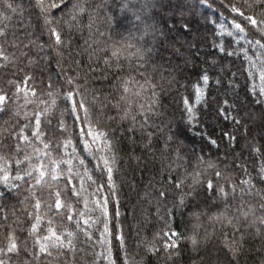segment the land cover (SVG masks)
Instances as JSON below:
<instances>
[{
	"label": "snow or ice",
	"instance_id": "6c2138e0",
	"mask_svg": "<svg viewBox=\"0 0 264 264\" xmlns=\"http://www.w3.org/2000/svg\"><path fill=\"white\" fill-rule=\"evenodd\" d=\"M201 2L212 7L208 0ZM212 2L215 3V0ZM151 6H158L162 12H170L173 16L179 14L183 22L171 43L173 46L180 45L176 51L183 49L188 52L183 56L185 66L192 63L195 60L192 50L198 49L199 37L183 17L186 6L182 0H177L175 4L172 0H155ZM34 7L40 9L35 30L31 21L24 19L22 9L16 16L17 22L12 25L10 22L13 17L9 13H17V7L12 0H0V60L3 61L0 63V71L8 70L10 65L16 69L12 73L16 78H5L2 81L4 87H0V117H7L0 122V185L4 189L0 191V218L4 221L8 219L7 202L12 198L13 190L18 191L20 187L16 181L28 183L29 195L34 201L33 212L27 213L32 219L27 221L29 227L26 229L28 236L33 238L32 250L29 251L25 242L27 237L25 241H21L15 228L9 225L5 229L6 244L0 247V254H13L18 264H32L36 257L41 256L49 264H95L94 258L99 254L93 251V258H89L85 251L86 244L95 235L89 230L90 218L83 219L81 224L83 214L78 212L81 203L87 208L91 202L100 212L96 222L103 224L101 242L107 245L108 252L103 259L108 264H144V256L134 262V254L129 252L122 226L109 227L110 200L109 196L103 194L107 187L109 195H116L113 165L116 163L117 146L124 139L141 147L143 152L151 153L150 162L154 165L157 160L160 161L157 172L160 180L156 181L153 177L150 186L155 187L159 183V187L155 189L158 202H167L171 198L172 208H165L162 217L167 231L162 228L153 234L151 240H142L137 245V248L142 246L145 255L163 252L166 260L171 261L179 255L178 241H184L195 253L191 264H225V260L228 264H238V258L244 253L250 240L261 246L255 251L259 252L264 248V166L255 176L244 168L239 180L233 179L228 169L220 167L222 161L205 159L195 152H185L173 135L164 134L162 122L161 126H156V119L161 113L156 91L160 85L155 80H165L161 75L163 68L153 63L151 70L154 75L145 76L141 69L148 63L145 54L150 53L151 48L141 47L136 48L135 52H129L128 49L135 45L123 40L109 44L111 36L101 39L105 34L96 27L99 16L91 15L90 11L96 12L104 8L103 0L95 7L88 0H35ZM133 7H130V0H124L121 4L125 11H131ZM220 7L232 16L231 28L235 31H229L228 35L234 36L237 44L243 40L250 46L259 48L261 56H264V0H220ZM53 9L60 11L62 15L55 16ZM85 15H88L87 25L83 24ZM136 19L139 20L140 16H136ZM108 20L111 22L112 17L109 16ZM219 27L224 28L223 25ZM85 29L89 33L88 38L83 40V45L74 48V33ZM149 34H153L154 39L161 35L153 25L146 24L141 39ZM45 36L47 38L42 39ZM240 51L247 56V49L241 47ZM133 57L137 61L135 64L132 63ZM42 60H47L49 64L55 60L62 75L57 74L55 80L49 76L46 84L42 79L37 81L33 69ZM65 64L67 71L64 70ZM211 66H214V62L210 63ZM250 68H255L254 62H250ZM18 73L22 75L18 76ZM247 75L255 78L252 71H248ZM209 79L207 71L199 77L205 84ZM259 79L262 87L258 93L253 87L252 92L264 97V62L260 64ZM166 83L169 87L172 84L180 86L171 69ZM37 85L41 86V94L47 100H37ZM148 92L150 102L146 106L140 99ZM29 93L32 94L31 99ZM22 94L23 105L18 103ZM201 95L202 89L195 87L197 103L200 102ZM58 100L61 103H57ZM37 102L45 106L34 110L29 116L24 109L28 104ZM182 103L188 114L187 119L193 120L198 109L192 106V94L182 97ZM228 103L227 99L223 101V104ZM259 103L264 104V99ZM57 110L59 115H56ZM217 113L230 119L237 128L240 127L241 121L237 118L239 112L233 116L230 115L229 108L221 106L217 108ZM65 114L72 118V135L76 141L70 158H64L72 144V140L65 135L69 128ZM21 116L23 120L20 119ZM260 119L264 121V110L260 113ZM223 136L227 139L228 152H231L236 146L237 138L228 132L223 133ZM154 138L163 139L160 148L154 149ZM211 143L216 144V141L212 140ZM34 144H40L43 148L33 147ZM246 147L250 153L264 157V143L257 147L254 142L248 141ZM27 148H31L32 152L28 153ZM61 149H64L63 154ZM243 151L241 148V156ZM228 152L225 153L226 156ZM54 153L60 158H54ZM136 159L139 161L141 157ZM232 166L240 167L236 164V158L233 159ZM86 183L92 189L88 195H96L97 199L89 201L84 195L87 191ZM45 186L48 189L47 199L43 198V193L38 195L36 192L37 187ZM237 198L239 202L235 211L229 214L228 205ZM201 203L210 204L217 209L224 206L222 210L208 216L209 220L221 223L218 235L215 230L211 234L207 230L203 235L200 234L199 218L205 213L191 211V206L199 208ZM42 206L51 214L46 235L41 234L43 229L39 223L42 219L39 209ZM184 211H189L196 221L187 235L174 231L169 224V218L174 223L176 214L183 216ZM12 214L15 215V212ZM119 215L117 211L115 216ZM55 217H60L62 221H75V229L82 232L85 238L79 247L73 241V232L65 234V231L55 227ZM21 223L17 218L16 224ZM225 224L231 229L230 233L223 230ZM21 231L24 229L21 228ZM113 240L117 245L114 255ZM0 264H5L4 259H0ZM9 264H12V257H9Z\"/></svg>",
	"mask_w": 264,
	"mask_h": 264
},
{
	"label": "trees",
	"instance_id": "16d2710c",
	"mask_svg": "<svg viewBox=\"0 0 264 264\" xmlns=\"http://www.w3.org/2000/svg\"><path fill=\"white\" fill-rule=\"evenodd\" d=\"M12 2L17 7V13H9L13 17L10 23L14 25L17 22L16 16L19 14L20 9H22L24 19L26 21L30 20L33 30H35L40 12L39 8L34 7L35 0H12ZM100 2L101 0H88V3L92 4L93 7ZM103 2L104 8L96 12L90 11L91 15L99 16L96 27H99L105 34L101 39H107L108 36H111V40H108L109 44L113 41L123 40L125 43L135 45L134 48L128 49L129 52H135L136 48L141 47L144 49L151 48V52L145 54L148 63L141 69V71L145 72V76L154 75L151 70L153 63H157L163 68L161 75L165 77V80H159L158 78L155 80L160 85L156 91L158 93L159 111L161 113L156 119V126H161L162 122L164 134L173 135L185 152H195L197 155H203L205 159L222 161L220 167L228 169L233 179L239 180L243 175L244 168L247 169L249 174L255 176L256 172L264 166V157L250 153L246 147V143L252 141L257 147L261 143H264V121L260 119V113L264 110V104L259 103L264 97H260L252 92L253 87H255L257 93L262 87L261 80L259 79V68L260 64L264 62V56H261L259 48L250 46L243 40L237 44L235 37L228 35L229 31H235L231 28L232 16L220 7V0H215V3L212 0H208V3L212 4V7H208L201 0H191L190 4L186 0H182V3L186 6L183 9V17L190 23L194 34L199 37L198 49L192 50L195 60L187 66L183 63V56L187 55L188 52L183 49L176 51V49L180 48V45L176 44L173 46L171 43L177 35V29H179L180 24L183 22L180 20L179 14L173 16L170 12H162L158 6L154 11H151V5L154 4V0H132L130 7L134 6L131 10L133 13L121 8L124 0H103ZM176 2L177 0H172L173 4ZM119 10L121 13L123 12L122 17H118ZM142 10L148 11L149 16L146 18L142 17V14H140ZM64 11H67V9ZM53 13L57 17L62 15L60 11L55 9H53ZM109 16L112 17L111 22L108 20ZM136 16H140V19L136 20L135 27L133 29L124 28L125 19L133 20L132 17L136 19ZM201 20L202 22L200 23ZM87 23L88 15H85L83 24L87 25ZM146 24L153 25L161 35L154 39L153 34H149L141 39V33L144 31ZM220 25H223L224 28L219 27ZM93 32H95V28ZM88 35L87 29L83 32H75L72 37L73 47L83 45V40L87 39ZM46 38L45 36L42 39ZM241 47L248 50L247 56H245L244 52L240 51ZM220 48H223V51H220ZM77 58L79 59V57ZM213 62L214 66L210 67V63ZM250 62L255 63V68H250ZM0 63H3V61L0 60ZM132 63H137L135 57L132 58ZM170 69L172 70V75L179 80L180 86L172 84L169 87L166 83ZM64 70L67 71V64L64 65ZM15 71L16 69L11 65L8 70L0 71V87H4L2 81L5 78H16L12 76V73ZM33 71L36 80L42 79L45 84L49 76L55 80L57 74L62 75L61 69L55 64V60L51 64L47 60H42L40 65L34 68ZM205 71L210 76L207 84L199 80V77ZM248 71L254 72L255 78L249 77L247 75ZM17 75L22 74L18 73ZM137 79L143 83L140 77H137ZM197 86L202 89L199 103L196 102L197 98L195 96V87ZM21 87H25V85H21ZM37 88V100H47L48 98L41 94V86L37 85ZM189 94H192V106L198 109L195 112L194 119L191 121L187 119L188 114L182 103V97H187ZM29 98H32L31 93H29ZM225 99L228 100V104H223ZM61 100H58L57 103H61ZM140 102L147 106L150 102V92L141 98ZM18 103L23 105V94ZM44 106V104L38 102L30 103L24 111L28 112L29 116H31L34 110L43 108ZM221 106L229 108L230 115L235 116L239 112L240 115L237 117L241 121L239 128L230 119H225L222 114L217 113V108ZM56 115H59V110L56 111ZM64 118L69 126L68 132L65 135L72 140V144L69 145L67 155L64 158H70L72 146L76 141L72 135V118L67 114H65ZM3 119H7V117H0V122ZM20 119L23 120V116ZM225 132L231 133L237 138L236 146L231 152H228L226 147L227 139L223 136ZM212 140H215L216 144H212ZM162 144V138H154V149L160 148ZM33 147L43 148L40 144H34ZM241 148L244 149L242 156L240 155ZM26 151L31 153L32 149L27 148ZM226 152H228L227 156L225 155ZM61 153H64V149H61ZM53 155L54 158H60L55 153ZM136 157H141V159L138 161ZM234 158H236V164L240 167L233 168L232 162ZM151 160V153L143 152L141 147L132 144L127 139H124L117 146L116 163L113 165L115 170L114 191L116 195H109L110 190L107 187L103 192L105 196H109L110 200L108 205L109 227L112 228L114 225L122 226L127 238L129 252L134 254V262L139 261L140 257L144 256V264H191L192 259L195 258V253L192 251L191 246L184 241H178L180 244L179 255L171 261L166 260L163 252L157 255H145L142 246L137 248L140 241L145 239L151 240L154 233L164 228L162 217L164 216L165 208H172L171 198L167 202H158L155 196V189L159 187V183H156L155 187L150 186V181L153 180V177H155L156 181L160 180V176L157 175L160 161L157 160L154 165L150 162ZM73 163H76V161L73 160ZM62 167L66 168L67 166L62 165ZM16 183L20 187L18 191L13 190L14 194L7 202L9 205L8 219L4 221L0 218V247L6 244L5 229L11 225L15 228L21 241H25L27 237L25 242L29 247V251H31L33 238L28 236L26 229L29 227L27 221L32 219V217L27 216V213L33 212L32 205L34 201L29 195L28 183H24L23 181H16ZM85 188L87 191L84 195L88 197L89 201L97 199L96 195H88L92 192V189L88 188L87 183L85 184ZM3 190V185H0V191ZM36 192L38 195L43 193V198L47 199L48 189L46 186L44 188L37 187ZM245 199H248V197H245ZM238 202L239 198L228 205L229 214L235 211ZM223 207L221 205V208L217 209L211 207L210 204L206 205L204 203H201L199 208L191 206V211L205 213L199 218V231L201 235L204 234L205 230L210 234L215 230L216 234H219L222 228L221 223L209 220L208 216L222 210ZM13 211L15 215L12 214ZM117 211L120 214L119 217L115 216ZM78 212L83 214V218L80 221L81 224H83V219L90 218L89 230L95 234L93 240L88 242L85 247L89 258H93L92 252L94 251L96 254H99L94 258L95 264H108V261L103 259V256L108 255L107 245L101 242L103 238L100 236L103 224L96 222L100 217V212L95 209L91 202H89L87 208L81 203ZM39 215L42 217L39 222L41 229H43L41 234L46 235V228L48 227V220L51 214L47 208L42 206L39 209ZM17 218L22 222L21 225L16 224ZM54 223L55 227L60 231H65V234L73 232V241L78 247L80 246V242L84 241L83 233L75 229V221H62L60 217H55ZM195 223L196 221L189 211H184L183 216L177 213L174 223L169 218V224L173 230L182 232L185 235L190 234L191 226ZM21 228L24 231H21ZM164 230L167 231V228H164ZM223 230L231 232V229L226 224ZM212 238L215 240V235ZM23 246L24 244L22 243L21 247ZM116 247V242L113 240V255L115 254ZM260 247L259 243L250 240L246 245L244 253L239 256L238 264H261L264 261V248L259 252L255 251L256 248ZM78 255H82V253H78ZM9 257H12V264H18V260L13 254L9 253L7 256L0 254V259H4L5 264H9ZM32 264H49V262L41 256L36 257L32 261ZM225 264H228L227 260H225Z\"/></svg>",
	"mask_w": 264,
	"mask_h": 264
},
{
	"label": "rangeland",
	"instance_id": "374dc122",
	"mask_svg": "<svg viewBox=\"0 0 264 264\" xmlns=\"http://www.w3.org/2000/svg\"><path fill=\"white\" fill-rule=\"evenodd\" d=\"M155 1V0H154ZM130 2H132V0H130ZM186 2L187 3H189L190 4V2H191V0H186ZM143 3V2H142ZM156 9V7H152L151 6V11H154ZM191 11V10H190ZM131 13H133V11H130ZM118 13V12H117ZM122 14H123V12L121 13V11L119 10V14H118V17H122ZM140 14H142V17H144V18H146V17H148L149 16V12L148 11H141L140 12ZM133 18V20H126L125 19V22H124V24H123V26H124V28H131V29H133L134 27H135V25H136V20L137 19H135L134 17H132ZM202 22V20L200 21V23Z\"/></svg>",
	"mask_w": 264,
	"mask_h": 264
}]
</instances>
